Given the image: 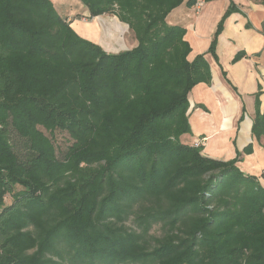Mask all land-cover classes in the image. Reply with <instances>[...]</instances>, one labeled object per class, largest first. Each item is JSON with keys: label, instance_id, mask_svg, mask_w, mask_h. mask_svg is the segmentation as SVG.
I'll return each mask as SVG.
<instances>
[{"label": "trees", "instance_id": "16d2710c", "mask_svg": "<svg viewBox=\"0 0 264 264\" xmlns=\"http://www.w3.org/2000/svg\"><path fill=\"white\" fill-rule=\"evenodd\" d=\"M79 1L89 20L125 24L137 45L106 53L50 0H0V264H264L259 178L181 139L190 91L212 81L206 55L218 61L224 21L240 9L229 0L190 62L186 28L166 18L216 0ZM43 131L69 136L61 158ZM156 224L160 237L149 235Z\"/></svg>", "mask_w": 264, "mask_h": 264}, {"label": "crops", "instance_id": "0c3cea01", "mask_svg": "<svg viewBox=\"0 0 264 264\" xmlns=\"http://www.w3.org/2000/svg\"><path fill=\"white\" fill-rule=\"evenodd\" d=\"M50 1L62 17L71 21V27L80 37L90 39L107 53L116 54L137 45L128 27L115 17L93 18L96 21L103 19L101 25L92 23L93 19L86 22L89 14L79 0ZM231 1L240 9V13H233L224 21L223 30L217 38L218 61L210 54L206 55L212 81L210 85L198 84L190 91V133L181 139L189 145L203 140L202 154L212 159L228 161L237 157L239 169L257 176L264 187V138L257 142L251 136L255 94L259 90L262 92L260 100L264 101V6L258 0ZM228 5L229 0L203 2L200 10L196 11L194 7L188 8L182 4L169 13L166 18L169 24L186 28L185 39L191 47L188 61L207 52L217 23ZM115 21L122 26L117 27ZM76 23L78 25L74 27ZM123 35H128L127 41L122 39ZM239 51H244L246 57L232 63ZM250 143L252 153L244 155L243 149Z\"/></svg>", "mask_w": 264, "mask_h": 264}, {"label": "rangeland", "instance_id": "374dc122", "mask_svg": "<svg viewBox=\"0 0 264 264\" xmlns=\"http://www.w3.org/2000/svg\"><path fill=\"white\" fill-rule=\"evenodd\" d=\"M80 4V3H79ZM219 7V6H218ZM236 13H240V12H236ZM64 15V14H63ZM80 17H82V16H80ZM107 17V16H106ZM111 19H113V17L112 16H109ZM84 19V18H83ZM102 20L103 19H99V20H97L96 21V19H93V21H92V23H94V22H97V23H99L100 25L102 24ZM107 20V19H106ZM116 20V19H115ZM82 21H85V20H82ZM89 21V19H87V21L86 22H88ZM116 22V24H118V25H116L117 27L118 26H122L118 21H115ZM209 23V22H208ZM204 24H205V22H204ZM78 24L76 23L75 24V26L74 27H76ZM208 25V24H207ZM107 27V26H106ZM105 27V30H107V28ZM73 28V27H72ZM74 30V29H73ZM112 30V29H111ZM121 30H123V29H121ZM208 30V29H207ZM75 31V30H74ZM89 32H91V31H89ZM89 32H87V33H89ZM106 32V31H105ZM122 32V31H121ZM121 32H118V33H120L121 34ZM131 36H132V34H131ZM122 39L124 40V41H127V39H128V35H123L122 36ZM126 39V40H125ZM90 40V39H89ZM109 43V42H108ZM106 52V51H105ZM107 53V52H106ZM44 133H46V135L48 136V137H52V140H53V143H54V145H55V147H56V151H57V156L59 157V158H61L62 157V155H63V153L65 152V150L68 148V146L71 144V140L69 139V136L66 134V133H63V132H60V131H55L52 135H50L48 132H46V131H43ZM16 149V151H18V153H19V155L20 156H24L25 155V149H24V147H23V145H22V143H17V148H15ZM262 176H264V171H262ZM10 200H8L7 202H9ZM125 226L126 227H128V228H135L134 227V225L132 224V219H130V220H128L126 223H125ZM161 234H162V230H161V227H160V225H158V224H156V225H154L153 227H152V229L149 231V235H151L152 237H160L161 236Z\"/></svg>", "mask_w": 264, "mask_h": 264}, {"label": "built area", "instance_id": "2783aa9c", "mask_svg": "<svg viewBox=\"0 0 264 264\" xmlns=\"http://www.w3.org/2000/svg\"><path fill=\"white\" fill-rule=\"evenodd\" d=\"M202 5H203V1H198V2L195 4L194 9H195L196 11H199L200 8L202 7ZM202 143H203V140H199V141L196 143V145H201Z\"/></svg>", "mask_w": 264, "mask_h": 264}]
</instances>
